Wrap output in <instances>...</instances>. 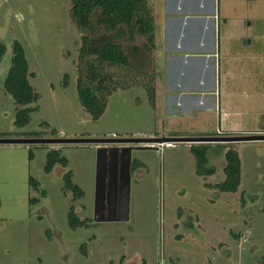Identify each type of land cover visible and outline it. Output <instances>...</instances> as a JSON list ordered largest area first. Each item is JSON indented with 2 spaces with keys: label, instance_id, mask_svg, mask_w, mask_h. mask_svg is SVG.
Masks as SVG:
<instances>
[{
  "label": "rangeland",
  "instance_id": "1",
  "mask_svg": "<svg viewBox=\"0 0 264 264\" xmlns=\"http://www.w3.org/2000/svg\"><path fill=\"white\" fill-rule=\"evenodd\" d=\"M70 8L71 0H0V41L6 47L0 59V139L226 137L213 131L215 125L164 114L160 35L154 48L144 37L131 42L125 33L107 35L122 43L133 70L107 69L117 85L102 116L94 118L78 90L83 34ZM227 8L233 34L243 37L228 52L239 60L228 65L252 72L249 82L237 81L234 100L248 108L255 90L264 91V0H236ZM16 42L24 47L29 80L39 94L24 127L16 125L22 107L6 87ZM153 80L155 103L144 87ZM247 135H264L263 116L252 131L235 136ZM151 144L137 143L132 152L130 220L124 222L95 221L97 144L0 145V264H264V141ZM206 145V169H216L215 175L198 174L193 147ZM228 146L242 161L237 192L220 187ZM53 150L67 164L58 162L47 172ZM69 177L76 188L68 187Z\"/></svg>",
  "mask_w": 264,
  "mask_h": 264
},
{
  "label": "crops",
  "instance_id": "2",
  "mask_svg": "<svg viewBox=\"0 0 264 264\" xmlns=\"http://www.w3.org/2000/svg\"><path fill=\"white\" fill-rule=\"evenodd\" d=\"M235 1L149 0L155 5V16L158 14L160 18V23L157 22L160 34L156 38L160 35L163 51L159 82L164 114L198 120L210 129L215 125L213 131L224 136L252 131L260 117H264V107L258 104L264 101L261 87L253 93V105L248 108L234 100L240 93L237 81L249 82L252 78L247 66L232 70V65H228L239 60L237 56L228 57L234 40L243 39L233 34L234 24L228 13L227 5ZM255 75L258 77L257 72ZM248 118L256 124L247 125Z\"/></svg>",
  "mask_w": 264,
  "mask_h": 264
},
{
  "label": "trees",
  "instance_id": "3",
  "mask_svg": "<svg viewBox=\"0 0 264 264\" xmlns=\"http://www.w3.org/2000/svg\"><path fill=\"white\" fill-rule=\"evenodd\" d=\"M71 20L81 31L82 46L79 55L78 90L80 99L88 112L94 118L102 116L106 109L108 96L116 88L113 74L108 73L109 67L122 66L133 70L124 52L121 42L107 38V35L125 33L128 40L135 42L138 37H144L152 48L157 46L159 27L154 14V7L149 0H71ZM6 52L5 45L0 41V59ZM29 63L23 45L16 42L12 66L6 80L8 91L22 108L18 111L16 125L26 126L30 120L32 109L29 106L39 100V94L31 85ZM66 77L68 75L66 74ZM154 80L144 84L149 91L150 100L156 102ZM198 174L215 175L217 170L206 169L208 164V148H195ZM227 165L224 168L225 181L220 184L223 191L237 192L241 186L242 161L239 152L231 146L226 148ZM62 162L59 151L49 153L46 166L47 172ZM68 187L76 188L68 178ZM36 200L34 199L33 202ZM2 199L0 196V211ZM73 218V215H71Z\"/></svg>",
  "mask_w": 264,
  "mask_h": 264
},
{
  "label": "water",
  "instance_id": "4",
  "mask_svg": "<svg viewBox=\"0 0 264 264\" xmlns=\"http://www.w3.org/2000/svg\"><path fill=\"white\" fill-rule=\"evenodd\" d=\"M264 141V135H247V136H226V137H197V138H165L158 140H143V139H7L1 138L0 145L6 144H97V177H96V198H95V221L96 222H124L130 220V201H131V176L129 175L128 182L122 191V200L119 210L108 209V164H109V148L106 144H148L143 148H153L154 142L160 144L167 143L168 145H176L178 143H232V142H250ZM151 144V145H149ZM127 151V163L129 170L132 166L133 148L128 146L123 148Z\"/></svg>",
  "mask_w": 264,
  "mask_h": 264
},
{
  "label": "flooded vegetation",
  "instance_id": "5",
  "mask_svg": "<svg viewBox=\"0 0 264 264\" xmlns=\"http://www.w3.org/2000/svg\"><path fill=\"white\" fill-rule=\"evenodd\" d=\"M220 143V142H219ZM137 144H106L109 148V164H108V209L119 210L122 191L125 188L129 175L132 176V166L129 170L127 163V151L125 147L137 148Z\"/></svg>",
  "mask_w": 264,
  "mask_h": 264
}]
</instances>
